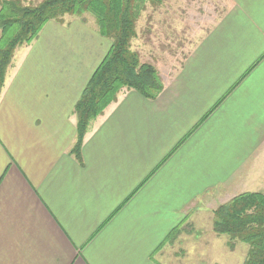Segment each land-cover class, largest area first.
Here are the masks:
<instances>
[{
	"label": "crops",
	"instance_id": "0c3cea01",
	"mask_svg": "<svg viewBox=\"0 0 264 264\" xmlns=\"http://www.w3.org/2000/svg\"><path fill=\"white\" fill-rule=\"evenodd\" d=\"M224 1L160 94L122 91L79 158L73 109L110 41L68 18L15 51L0 92V264H200L184 249L200 216L218 240L216 201L264 193V0Z\"/></svg>",
	"mask_w": 264,
	"mask_h": 264
},
{
	"label": "trees",
	"instance_id": "16d2710c",
	"mask_svg": "<svg viewBox=\"0 0 264 264\" xmlns=\"http://www.w3.org/2000/svg\"><path fill=\"white\" fill-rule=\"evenodd\" d=\"M162 0H21L0 1V92L15 51L28 46L50 21L62 24L67 18L87 23L94 19L98 33L110 41V48L94 71L76 102V141L72 149L79 152L89 124L116 102L122 91H135L153 100L163 90L155 68L140 62L131 51L136 37L139 11L146 4L157 7ZM212 230L225 236L232 250L237 243L248 246L242 264H264V193H244L218 206L212 213Z\"/></svg>",
	"mask_w": 264,
	"mask_h": 264
},
{
	"label": "rangeland",
	"instance_id": "374dc122",
	"mask_svg": "<svg viewBox=\"0 0 264 264\" xmlns=\"http://www.w3.org/2000/svg\"><path fill=\"white\" fill-rule=\"evenodd\" d=\"M224 5V0H162L157 7L146 4L144 10L139 11L135 25L136 37L130 49L139 54L141 63L155 68L162 82V77L171 76L179 70L192 48L223 14ZM84 17L89 24L95 25L90 15ZM223 200L216 201V208L224 204ZM214 205L212 202L208 206ZM216 208L213 207L214 210ZM200 217V222L195 226L197 232H192L195 240L186 243L184 247L187 261L201 260L200 264L241 262L248 246L237 243L230 250L227 239L226 246H223L226 237L221 236L216 240L210 236L206 214ZM189 229L190 226L186 225L185 230L188 232Z\"/></svg>",
	"mask_w": 264,
	"mask_h": 264
}]
</instances>
